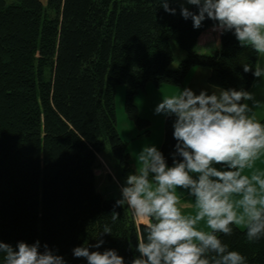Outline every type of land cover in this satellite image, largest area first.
I'll return each mask as SVG.
<instances>
[{
    "label": "trees",
    "instance_id": "16d2710c",
    "mask_svg": "<svg viewBox=\"0 0 264 264\" xmlns=\"http://www.w3.org/2000/svg\"><path fill=\"white\" fill-rule=\"evenodd\" d=\"M180 2L170 3L173 15L156 0H0V242L15 248L38 240L41 251L46 244L66 264H87L73 249L98 239L104 243L90 251L114 249L125 264L138 255L132 213L116 206L121 194L107 197L96 187L107 140L122 175L129 174L126 141L117 129V87H125L127 117L148 133L149 121L134 100L148 83L180 87L200 66L210 85L247 90L258 60L232 32L214 30L212 20L194 28ZM210 41L211 54L195 50ZM172 42L185 51L175 67ZM243 64L252 71L245 73ZM173 131L166 117L158 150L168 166ZM105 224L111 234L100 233ZM232 227L233 235L219 234L222 242L246 264H264V236L249 242L245 229Z\"/></svg>",
    "mask_w": 264,
    "mask_h": 264
},
{
    "label": "clouds",
    "instance_id": "9594fccd",
    "mask_svg": "<svg viewBox=\"0 0 264 264\" xmlns=\"http://www.w3.org/2000/svg\"><path fill=\"white\" fill-rule=\"evenodd\" d=\"M171 2L156 0V6L174 15ZM179 7L194 28L210 19L214 30L232 32L241 48L264 58V0H183ZM252 69L243 64L245 73ZM253 75L260 78L257 87L264 82V67L258 63ZM260 107L255 94L243 88L162 94L155 113L173 118L172 166L155 145L144 146L116 201L127 205L137 226L138 255L131 264H246L219 234L233 235L235 225L246 230L249 242L264 236V168L257 166L264 162V123L253 111ZM178 188L194 198L190 204L182 203ZM118 216L112 212L113 223ZM100 233L112 229L105 224ZM103 243L75 247L73 255L87 264H125L114 249L90 251ZM40 248L38 240L20 241L15 248L0 242V255L3 264H66L46 244Z\"/></svg>",
    "mask_w": 264,
    "mask_h": 264
},
{
    "label": "rangeland",
    "instance_id": "374dc122",
    "mask_svg": "<svg viewBox=\"0 0 264 264\" xmlns=\"http://www.w3.org/2000/svg\"><path fill=\"white\" fill-rule=\"evenodd\" d=\"M45 2V1H44ZM183 2V0H181ZM215 44L209 43L207 45H195L194 48L197 52H203L206 54H211L215 48ZM171 48L173 51V62L172 65L175 67L179 60L185 55V51L177 46L174 42L171 43ZM264 67V58L258 56L257 64ZM197 68L205 70V68L197 66ZM202 71H197L196 66L191 69L190 73L187 75L185 79V87L180 88L179 90H183L185 88L191 89L195 94L201 88L198 85L199 76L202 75ZM256 77L254 78V80ZM253 80V82H254ZM258 80H256L257 82ZM252 82V84H253ZM255 82V83H256ZM260 85V84H259ZM259 85L257 87H252L251 92H256ZM169 85L161 84L159 86H155L153 83H148L145 90L139 91L135 96V104L138 107L139 115L148 119L149 125L147 126L149 129L148 133H143V128H138L136 124L127 117V114L124 109V95H125V87L123 85H119L115 94V110L117 117V129L120 136L126 141V148L129 153V174L134 173L136 170V155L143 149L144 146L155 145L158 149L161 146L163 135H164V122L166 117L163 114L155 113V108L162 101V94L168 95L175 93L168 88ZM171 86V85H170ZM174 87V86H171ZM213 87V86H212ZM251 87V86H250ZM250 87L248 89H250ZM174 88H177L175 86ZM220 89V88H219ZM247 89V91H248ZM177 90L176 92H178ZM246 91V90H245ZM250 91V90H249ZM201 92V91H200ZM212 92V91H211ZM208 94H212L207 92ZM257 93V92H256ZM264 94V90L262 93ZM257 100L261 101L260 97L255 94ZM251 104V102H249ZM256 116L259 120L261 116L258 114H264V102L261 101L260 108H254ZM173 120V118L171 117ZM100 155L106 160L107 164L111 167V170L115 173L117 180L119 183L123 184L126 180V175H122V169L119 164L115 161L112 156L111 148L108 140L105 142V147ZM100 161V160H99ZM116 163V164H115ZM118 169L121 171L117 173ZM172 166V165H171ZM169 166V167H171ZM219 170L221 168L220 165H215ZM258 167L264 168V162H258ZM100 174L96 175V187L107 197H117L119 195L118 191V182L115 179H111L107 177L103 184L100 185V182L104 179L103 174H101V170H99ZM97 172V173H99ZM107 173V171H106ZM128 174V175H129ZM178 195L181 196V201L185 205L191 203V200L194 198L188 195L187 190L177 189Z\"/></svg>",
    "mask_w": 264,
    "mask_h": 264
},
{
    "label": "crops",
    "instance_id": "0c3cea01",
    "mask_svg": "<svg viewBox=\"0 0 264 264\" xmlns=\"http://www.w3.org/2000/svg\"><path fill=\"white\" fill-rule=\"evenodd\" d=\"M43 3H45L46 2V0H41ZM45 1V2H44ZM210 42H212V41H210ZM210 42H208L207 44H209ZM207 44H205V45H207ZM196 70L197 71H202L203 69H200V68H197L196 67ZM191 71V70H190ZM190 71H189V73H190ZM188 73V74H189ZM207 75H208V71H207V69H205L204 71H202V75L201 76H199V80H198V85H199V87L201 88L198 92H196V94L198 95L199 93H200V91H207V92H209V93H212L213 91H218L219 90V88H217V87H215V86H213L212 87V85H210L208 82H207ZM259 79L260 78H256L255 80H254V82H253V84L251 85V87H250V89H248V91L249 92H251V88L253 87V85H254V83L256 82V80H258L259 81ZM186 84V83H185ZM185 84L183 85V86H180V87H177V88H174V87H171L170 85L168 86V88L170 89V90H172L173 92H176L177 90H179L180 88H184L185 87ZM262 90H264V82H261L260 83V85H259V87H258V89H257V93L256 92H254V94H256V95H258L259 97H260V99H261V101L262 102H264V94H261L262 93ZM212 91V92H211ZM247 91V90H246ZM258 115H260L261 116V119H264V114H258ZM257 117H259V116H257ZM260 119V120H261ZM98 158H99V160H100V164H99V167L98 168H96L95 169V175H97V174H100V172H99V170H101V174H103V180L100 182V185H102L103 184V182H104V180L107 178V177H110L111 179H115V181L116 182H118V180H117V178H115L116 177V175H115V173L111 170V167L107 164V162H106V160L99 154L98 155ZM116 164V163H115ZM115 167H117V166H115ZM117 169V173H119L120 171H121V169L119 170L118 169V167L116 168ZM106 171H107V173H106ZM119 171V172H118ZM97 172H99V173H97ZM128 175H126L125 177H127ZM122 185H124V183L123 184H121V183H119L118 182V191H119V194H121V186Z\"/></svg>",
    "mask_w": 264,
    "mask_h": 264
}]
</instances>
